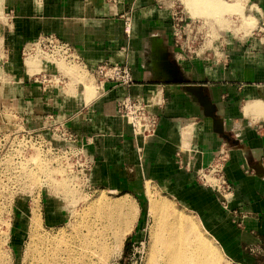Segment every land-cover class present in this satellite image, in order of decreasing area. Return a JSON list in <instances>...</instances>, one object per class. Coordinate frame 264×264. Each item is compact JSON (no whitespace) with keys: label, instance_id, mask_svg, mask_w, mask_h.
Segmentation results:
<instances>
[{"label":"crops","instance_id":"obj_1","mask_svg":"<svg viewBox=\"0 0 264 264\" xmlns=\"http://www.w3.org/2000/svg\"><path fill=\"white\" fill-rule=\"evenodd\" d=\"M179 1L190 20L186 27L199 20L208 36L205 9L211 4ZM242 1L264 18V0ZM5 2L10 54L5 65L17 81L12 89L0 82V98L10 92L21 113L40 130L48 122H65L92 163L96 186L139 195L144 182L155 181L199 213L236 263L220 248L228 260L264 264L263 39L249 36L224 47L206 40L213 56H200V49L188 54L176 31L173 0H2L3 9ZM51 34L76 50L90 74L105 62L126 64L133 83H98L97 89L82 78L84 94L64 90L69 98L41 85L21 62V52L26 43L25 50ZM157 43L166 59L155 50ZM124 97L152 103L159 117L154 135H134L130 120L117 111ZM220 153L231 187L227 207L200 179ZM46 206L47 225L59 224L63 216Z\"/></svg>","mask_w":264,"mask_h":264},{"label":"rangeland","instance_id":"obj_2","mask_svg":"<svg viewBox=\"0 0 264 264\" xmlns=\"http://www.w3.org/2000/svg\"><path fill=\"white\" fill-rule=\"evenodd\" d=\"M184 1V4L187 5L186 0ZM223 1H225L223 3H234L239 0ZM1 2L2 0H0V16H2L0 17V39L2 42L0 45V82H7L10 84V87L7 86L6 89H12L13 85L16 86L17 80L12 76V73H10L9 66L5 65L10 56L7 42L5 41V31L9 30V9L6 2L5 9H3L4 6ZM171 4L175 10V22H178L177 18H183L178 28L182 31L179 34L182 35L181 40L183 43H186L184 48L188 54H192L191 49H197L198 52L200 49V56H213L215 53L213 48H205L206 40L210 42L211 46L219 45V47H224L232 41L242 40L249 36H257L264 41V18H262L261 14L259 17L256 16L254 9L252 8L251 10V7L247 4V7L242 12L227 10L231 13L230 15L222 6L218 8L214 7L212 4L208 9H205V14L210 16V30L208 36L206 29L201 27L202 23L199 20H194V24L190 28L186 27V24H189L190 20L187 18L184 6L179 0H173ZM243 12L244 14H242ZM244 20L253 22L251 29H249L250 26H248L247 23L245 24ZM26 45L27 43L21 52V62H24V66L26 65L25 57L28 54L27 49L25 50ZM32 46L36 49V51L34 50L33 52L35 54L34 56H37L40 60V68L38 71L39 74H32L31 76H33L32 79L40 81L41 85L48 86L47 88H53L56 92L66 95L68 98L70 96L67 95L65 91L70 92V88L71 90L73 89V91L70 92L72 94L75 93L74 91L78 92V90L82 93L84 92L82 78L83 80L85 79L84 81L87 83L93 84L94 86L92 87L98 89L99 79L96 74L97 67L93 71L89 70L92 73L90 74L86 68L79 63L52 60V58L43 53L44 51L52 54V50H54L53 44L45 39V37L39 38L38 42L34 41L30 47L32 48ZM74 51L76 52V50ZM76 54L78 55L77 52ZM76 60L84 64L81 58ZM56 62H60V64ZM74 64H76L75 68ZM76 74L81 78L80 81L75 77ZM72 85L75 87L72 88ZM77 85L81 86V89H79ZM33 121L34 120L31 119L27 120L26 114L21 113L20 108L17 106V102L14 103L13 100L10 99V92L7 93L3 99L0 98V157H2L0 158V264L23 263L29 249L27 247L31 245L30 240L32 238H30L29 235L32 226L31 214L35 207H38L40 219L42 218V229L40 231L42 236L54 239L60 238L63 239L62 242L64 241L63 243L61 242L59 249L55 251L60 254V258L62 257V261L60 259L61 264H83L84 258H86L85 261L87 260V264H90V262L91 264H147L149 252L151 250L150 240L153 238V230L158 228L157 217L154 216L151 210L152 194H149V190L153 195H158L164 201L171 204L176 212L185 216L187 215L196 222L198 228L206 237L205 239L219 250L218 254L220 256L218 264L236 263L235 260L228 257V254L223 250L221 244H219L211 234L210 230L207 229L199 213L186 202H183L175 193H172L171 190L166 187H161L152 180H150L152 182L148 184L144 182V193L139 195L96 186L91 176L89 157L85 151L76 157L74 154L75 149L65 148L64 143L54 140L50 145L48 141H53L52 131L47 127L50 123L48 122L47 125H45L46 127L40 130L36 120V123H34L33 126L31 125ZM37 121L40 122V119L38 118ZM33 145L41 147L43 152L41 150H35ZM43 154H45V156ZM43 158L45 160L42 161ZM24 159L27 160L20 162ZM78 159L79 162H77ZM35 161H37V166ZM43 172L47 174V176H45L46 180L42 177ZM10 175L14 176L11 177ZM61 183L63 186H60ZM145 185L147 187V193ZM66 186L70 189V192L75 191L72 193L74 197H72V194H64V192L61 191V189H65ZM101 193H103V195ZM68 195L70 196L69 198L67 197ZM99 195H101L102 198L104 196V199L107 197V201H115V199L124 196H127L129 200H135L134 205L137 207V211L136 208H134L129 217L130 221L132 220L130 222L132 225L129 222L128 224L126 222L125 224H121V222L117 221L113 222L111 216L102 213V211L93 209V212L92 209L89 208V203ZM46 204H50L53 208H56L57 212L63 216L59 224L55 226L47 225L44 220V211L47 207ZM98 211L101 215L98 214ZM161 219L162 218H159L160 222ZM126 228L128 229L126 230ZM195 230L189 233L193 239L201 234L200 230ZM119 236L122 238L121 244L117 242L116 239ZM82 238L94 242L90 245V250L88 247L86 250L84 249L86 248L84 246L87 245L82 242ZM212 238H214L218 244ZM117 243H119V245ZM38 244L36 249L40 248V246H44L42 242ZM104 244L105 246L111 247L110 249L112 250L108 257L105 256L106 258L103 257V250H101V245ZM114 244L117 245L115 246ZM74 246L76 248H81L76 249ZM82 246L84 248H82ZM220 248L224 254L235 263L228 260ZM69 249L72 250L70 254L73 259L69 258ZM38 250L35 251L38 253ZM44 252L47 253L48 251L44 249L42 253ZM90 254H93V256ZM53 255L52 252L47 253V261L37 259V262L38 260L40 261L39 263L36 262V259L33 260L30 258V263L33 260L34 262L31 264H41L42 261L44 262L42 264H45V262L51 264L52 261H54L52 264H60ZM89 256L90 258L92 257L93 260L91 258L90 261ZM64 258L67 259L63 260ZM70 259L74 260V262L72 260L70 261ZM63 261H66V263Z\"/></svg>","mask_w":264,"mask_h":264},{"label":"bare ground","instance_id":"obj_3","mask_svg":"<svg viewBox=\"0 0 264 264\" xmlns=\"http://www.w3.org/2000/svg\"><path fill=\"white\" fill-rule=\"evenodd\" d=\"M199 2H206V4L208 3V4H211V5L213 4L214 7H218V8L220 6H222L223 9L226 12H228L227 10L242 12L247 7L246 3H244L242 0H239L238 2H234V3H223V2H225L223 0H186V3H190L192 5L193 4L195 5V4L199 3ZM184 3H185V1H184ZM230 14L231 13H229V15ZM242 14H244V12ZM1 15H2V13H1ZM0 17H2V16H0ZM242 17H243V15H242ZM243 19H244V17H243ZM246 23H247L248 26L253 25L252 21H249V22L245 21V24ZM35 41L38 42V39H36ZM1 43L2 42H1V39H0V45H1ZM33 47L34 46H32V48L30 46H28V48H27L28 54L25 57V64H26L25 66L29 70V73L31 75L32 74L34 75V74H37V73L39 74L38 71H39V68H40V60L37 58V56H34L35 54H34L33 51L34 50L36 51V49L33 48ZM154 48L162 56V59H166L165 53H164V49H163L161 43H157L154 46ZM43 53L45 55H47L48 57L52 58V60H57V61L58 60H64V61H68V62H71V63H79V64L81 63V62H79L76 59H73L71 57H68V56L62 54V53H59L58 51H55L52 54L49 53V52H44V51H43ZM75 58H76V56H75ZM56 63L60 64V62H56ZM75 66H76V64H74V68H75ZM78 70H80V69H78ZM80 73H81V71H80ZM80 73H79V75H80ZM75 77L78 78V75L76 74ZM73 85H75V84H73ZM73 85L71 86L72 88L75 87ZM71 91H73V89L71 90V88H70V92ZM33 147L35 148V150H41L42 151L41 147H36L34 145H33ZM43 155L45 156V154H43ZM27 159H24V160H22L20 162H24ZM43 160H45V159L43 158L42 161ZM35 163H36V166H37V161H35ZM42 174H43L42 177H44V180H46L45 179V176H47L46 172H43ZM13 176H11V177H13ZM206 177H207V181L208 182H214L215 181V179L212 178V176L206 175ZM63 184H64V182H63ZM63 184L61 183L60 186L61 185L63 186ZM64 187H65V185H64ZM61 191H63L64 194L65 193L72 194V193L75 192V191L70 192V189L67 188V186H66L65 189H61ZM103 193H101V194L103 195ZM149 194H152L151 195V210H152V213L154 214V216L157 217V220H158L157 226H158V228H155L153 230V238H151V240H150L151 250L149 252L150 254H149V259H148V263L147 264H218V259H219V256H220L218 254L219 250H217V248H215L210 242H208L205 239L206 237L204 236L202 231L198 228L196 222L192 218L188 217L187 215L185 216V215H182V214H179L178 212H176V210L172 207L171 204H169L168 202L164 201L160 196L153 195V193L150 190H149ZM67 197L69 198L70 196L68 195ZM72 197H74L73 194H72ZM110 200H112V199H110ZM134 201L129 200L127 198V196L115 199V201L114 200L107 201V197H106V199H104V196L102 198L101 195H99L97 198H95L94 200L90 201V203H89L90 207L89 208L92 209V211H93V209L94 210H99V211H102V213H106V214L110 215L113 222L117 221V222H121V224L122 223L125 224V222H126L128 224V222L130 223L132 221V220L130 221V218H129L130 215L132 214V210L134 208H136V211H137V207H135V205H134L135 202ZM99 211H98V214H99ZM32 212H33L32 213V215H33L32 216V226H31V229H30L31 231H30V234H29L30 238H32L30 240V242H31L30 244L31 245L29 244L30 247H27L29 249H28L27 254L25 255V259L23 260L22 264H31L32 262H34L33 260H35V259H36V262H37V259H40V260L43 259V261H45L46 258H48L46 256L47 253H50V252H52L54 254L53 257L56 258V260L60 263V259L62 257L60 258V254L56 253L55 251L59 249L60 244H61L63 239H60V238L59 239H57V238H55V239L54 238H45L44 236H42V233L40 232L41 229H42V224H41L40 212L38 210V207H35ZM99 215H101V214H99ZM104 217H106V216H104ZM159 218H162L161 222L159 221ZM127 227H128V225H127ZM127 229L128 228H126V230ZM195 229L200 230L201 234H199V236L197 238L193 239V238H191L189 233L192 230H195ZM151 237H152V235H151ZM116 239H117V242H120V244H121L122 238L119 236ZM80 241H81V239H80ZM39 242H42V245H44V246H40V248L36 249V247L39 245L38 244ZM82 242L87 245V246H84L86 248H84L82 246V248H84L85 250L87 249V247H88V249H89V247L91 248L90 245L92 243H94V242L88 241V239H86V238H82ZM69 243H71V242H69ZM84 244H82V245H84ZM100 244H102V243H100ZM117 244L119 245V243H117ZM74 247H73V249H74ZM78 248L80 249L81 247H77L76 249H78ZM110 248L111 247L105 246V244L101 245V250H103L102 254H104V256L103 255L102 256L104 258H106L105 256L108 257V255L111 253L112 250ZM34 249L36 251L39 249L38 250L39 252L37 253ZM44 249H46L48 252L47 253H45V252L42 253L44 251ZM71 251H72L71 249L68 250L69 258H72L71 254H70ZM82 252H83V249H82ZM115 252H116V250H115ZM83 255H84V253H83ZM90 255L93 256V254H90ZM83 257H85V256H83ZM30 258L33 259L31 263H30ZM50 258H51V256H50ZM54 258H53V260H54ZM67 258H64L63 260H65ZM89 258H90V256H89ZM91 258H90V261H91ZM72 259H70V261ZM85 259L86 258H84V260L82 262L83 264H87V260L85 261ZM92 260H93V258H92ZM43 261H42V263H44ZM61 261H62V259H61ZM72 261L74 262V260H72ZM39 262L40 261L38 260L37 263H39ZM49 262H51V261H49ZM52 262H54V261H52ZM52 262H51V264H52ZM63 262L66 263V261H63ZM45 264H47V263L45 262ZM48 264H50V263H48ZM74 264H77V263H74ZM90 264H91V262H90Z\"/></svg>","mask_w":264,"mask_h":264},{"label":"built area","instance_id":"obj_4","mask_svg":"<svg viewBox=\"0 0 264 264\" xmlns=\"http://www.w3.org/2000/svg\"><path fill=\"white\" fill-rule=\"evenodd\" d=\"M176 23L177 34L180 33L178 28L180 22L183 21L182 18H177ZM51 44H53L54 50L52 52L58 51L68 57L79 59L80 57L76 54L72 46L60 40L55 35L45 36ZM96 74L98 77V83L104 85L106 82H114L116 84H121L124 86H130L133 83V78L131 74V68L128 65H113L108 62L99 64L96 68ZM46 76V75H44ZM47 78V77H46ZM119 115L126 117L130 120L134 135L141 138H149L156 133L159 117L152 109V103L143 98L132 99L130 97L122 98L117 107ZM47 126L52 131L53 141H48L50 145L55 141L65 144V148H74L76 157L84 153V147L79 145L78 136L75 132L70 130L65 122L63 121H52L49 122ZM39 142V141H38ZM76 145V147H75ZM223 153L217 156V159L206 169L200 173V179L208 184L210 187L214 188L218 193L222 202L226 203L228 206V200L231 192V187L227 183L223 173ZM2 158V157H0ZM79 162V159L77 160ZM90 162V169L92 166ZM212 176L215 179L214 182H208L207 177Z\"/></svg>","mask_w":264,"mask_h":264},{"label":"water","instance_id":"obj_5","mask_svg":"<svg viewBox=\"0 0 264 264\" xmlns=\"http://www.w3.org/2000/svg\"><path fill=\"white\" fill-rule=\"evenodd\" d=\"M175 66V65H174ZM175 68H176V66H175ZM177 69V68H176Z\"/></svg>","mask_w":264,"mask_h":264}]
</instances>
